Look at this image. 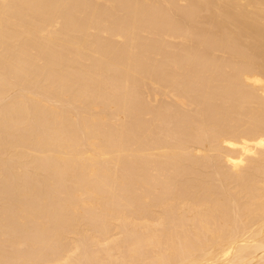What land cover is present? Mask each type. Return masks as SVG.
<instances>
[{"label": "bare ground", "instance_id": "bare-ground-1", "mask_svg": "<svg viewBox=\"0 0 264 264\" xmlns=\"http://www.w3.org/2000/svg\"><path fill=\"white\" fill-rule=\"evenodd\" d=\"M0 264H264V0H0Z\"/></svg>", "mask_w": 264, "mask_h": 264}]
</instances>
